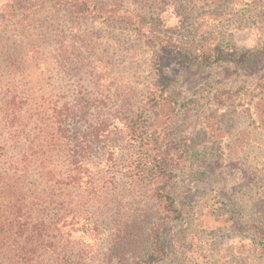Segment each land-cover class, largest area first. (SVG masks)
Returning <instances> with one entry per match:
<instances>
[{"label": "rangeland", "instance_id": "obj_1", "mask_svg": "<svg viewBox=\"0 0 264 264\" xmlns=\"http://www.w3.org/2000/svg\"><path fill=\"white\" fill-rule=\"evenodd\" d=\"M114 1L136 16L130 24L119 14L79 16L46 6L29 15L0 12V95L16 90L10 83L32 96L71 97L75 85L97 95L96 82L112 109L123 106L141 123L133 132L120 123L113 135L117 187L106 193V221L96 245L89 242V264L147 257L152 226L165 246L153 264H264V236L256 232L264 225V0ZM157 37L166 53L206 42L234 60L153 65ZM57 39L67 49L66 73L53 58ZM22 44L36 49V60L25 61ZM159 146L166 189L182 209L180 219L160 225L163 179L154 169L150 177L134 169L136 156L151 158Z\"/></svg>", "mask_w": 264, "mask_h": 264}, {"label": "trees", "instance_id": "obj_2", "mask_svg": "<svg viewBox=\"0 0 264 264\" xmlns=\"http://www.w3.org/2000/svg\"><path fill=\"white\" fill-rule=\"evenodd\" d=\"M115 5L114 0H8L0 4V12L29 15L36 7L46 6L79 16L93 12L114 19L119 14L118 20L128 24L135 19L115 9ZM157 39L153 65L165 67L172 61L192 68L234 60V56L206 42H191L166 53L165 42L161 37ZM57 43L53 58L59 60L55 65L60 73H66L62 63L67 53L64 39H57ZM19 49L26 62L36 60L37 51L32 45L22 44ZM55 65L52 70L57 72ZM10 86L16 90L8 89L0 95V264H89L88 247L96 245L103 233V208L110 203L107 194L117 187L119 169L113 135L120 123L128 132L140 128L141 123L130 115L134 112L122 111L123 106L112 109L110 97L106 99L99 93L96 82L93 90L97 95L83 85H75L71 97L64 92L32 96L23 84ZM142 139L143 136L139 143ZM163 140L156 142L161 144ZM126 143L131 146L129 141ZM156 150L151 158L136 156L134 169L146 177L154 169L156 177L163 179L157 184L156 195L165 212L158 217L160 225L180 219L182 209L171 189H166V163L160 155L163 150L161 146ZM131 166L132 163L128 168ZM263 231L264 225L257 226L258 235L264 236ZM157 234L158 228L152 226L147 257L121 258L118 264H153L162 260L165 246Z\"/></svg>", "mask_w": 264, "mask_h": 264}]
</instances>
